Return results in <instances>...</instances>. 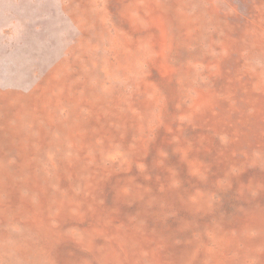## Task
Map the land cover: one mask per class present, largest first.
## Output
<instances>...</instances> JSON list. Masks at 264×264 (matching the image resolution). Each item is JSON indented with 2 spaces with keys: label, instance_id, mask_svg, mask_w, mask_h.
<instances>
[{
  "label": "rangeland",
  "instance_id": "1",
  "mask_svg": "<svg viewBox=\"0 0 264 264\" xmlns=\"http://www.w3.org/2000/svg\"><path fill=\"white\" fill-rule=\"evenodd\" d=\"M0 173V264H264V0H0Z\"/></svg>",
  "mask_w": 264,
  "mask_h": 264
},
{
  "label": "bare ground",
  "instance_id": "2",
  "mask_svg": "<svg viewBox=\"0 0 264 264\" xmlns=\"http://www.w3.org/2000/svg\"><path fill=\"white\" fill-rule=\"evenodd\" d=\"M174 2H176V0H174ZM161 4L163 5V7H167L168 6V3H166V4H163V3H159L158 5H160L161 6ZM176 8H178L177 6H175ZM179 7H180V5H179ZM181 8V7H180ZM178 12H176V11H174V16H173V13L171 14V17H178L179 16V19H178V23H181L183 20H182V18H183V16H181V14H177ZM175 29H177V27L175 28ZM128 60V59H127ZM130 60V59H129ZM128 62V61H127ZM131 62V61H130ZM129 62V63H130ZM54 83H50V86L51 85H53ZM90 98H92L93 99V97H90ZM59 102H60V100H59ZM52 118H54V119H56V120H58V118L56 117V114H54L53 113V115H52ZM48 121H52V126H53V128L54 129H56V128H59V125L58 124H54L53 123V119H49ZM66 121H67V119H63L62 117L59 119V122L60 123H66ZM68 128H69V124H68ZM64 129H66V127H64L63 125H62V130H64ZM58 130V129H57ZM60 130V129H59ZM69 131V130H68ZM70 132H72V131H69V133ZM53 143V141L52 142H50V144H52ZM32 150H34L35 151V149L33 148ZM0 174H2V173H0ZM3 174H6V173H3ZM2 174V175H3ZM5 177H7V175L5 176ZM207 255V254H206Z\"/></svg>",
  "mask_w": 264,
  "mask_h": 264
}]
</instances>
